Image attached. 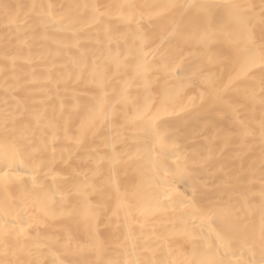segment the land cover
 Listing matches in <instances>:
<instances>
[{
  "label": "bare ground",
  "instance_id": "6f19581e",
  "mask_svg": "<svg viewBox=\"0 0 264 264\" xmlns=\"http://www.w3.org/2000/svg\"><path fill=\"white\" fill-rule=\"evenodd\" d=\"M262 10L0 0V264H262Z\"/></svg>",
  "mask_w": 264,
  "mask_h": 264
},
{
  "label": "snow or ice",
  "instance_id": "6c2138e0",
  "mask_svg": "<svg viewBox=\"0 0 264 264\" xmlns=\"http://www.w3.org/2000/svg\"><path fill=\"white\" fill-rule=\"evenodd\" d=\"M121 7H124V5H121ZM128 7H132V5H128ZM262 17H264V10L261 12ZM254 63V60H253ZM260 70L262 73H264V60L261 61ZM261 87L264 89V76L261 78ZM8 176L7 172L0 173V180H4L5 177ZM261 244L262 247H264V217H262V226H261ZM262 264H264V261H262Z\"/></svg>",
  "mask_w": 264,
  "mask_h": 264
}]
</instances>
